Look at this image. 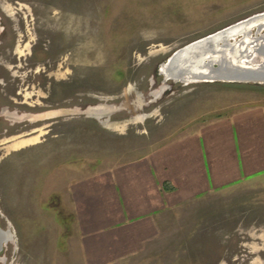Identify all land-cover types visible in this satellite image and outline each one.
Wrapping results in <instances>:
<instances>
[{
	"label": "rangeland",
	"instance_id": "374dc122",
	"mask_svg": "<svg viewBox=\"0 0 264 264\" xmlns=\"http://www.w3.org/2000/svg\"><path fill=\"white\" fill-rule=\"evenodd\" d=\"M261 12L0 0V264H264V84L158 71Z\"/></svg>",
	"mask_w": 264,
	"mask_h": 264
},
{
	"label": "water",
	"instance_id": "95a60500",
	"mask_svg": "<svg viewBox=\"0 0 264 264\" xmlns=\"http://www.w3.org/2000/svg\"><path fill=\"white\" fill-rule=\"evenodd\" d=\"M256 17V15L253 16H249L245 19H241L235 23H232L230 25H227L215 32H212L208 35H205L201 38L195 39L183 46H181L180 48H177L174 52H172V54L166 59L165 64H166V68H174L175 66L171 64V61L174 59L175 55L177 53H179L183 48L189 46V45H203L201 48H204V62L206 63V66L208 68L207 71H192L187 69L188 66H185V68H179L176 71H172L171 69L167 70L169 75H163L167 78H176L179 81H183V79L180 77L181 75H185L184 72H189L188 74H191V76H194V78H197L199 81H205V82H212V81H238V82H257V83H263L264 84V61H260L257 65L255 64H241L240 62H233L230 54H227V56H223V57H219V59L214 60L212 59V55H216L215 51L220 53L221 49H215L213 48V40H212V36L220 33L222 34V43H224L225 45H227L229 47L230 51H233V49L235 48L236 44L237 46H241L243 40H241V37L238 40H235V36L239 35L236 34L235 32H228V30L240 23H246L248 21H250L252 18ZM253 26H257L258 25H253ZM251 26V28L253 27ZM258 37V36H257ZM256 36L250 40V42H248L247 44H255V40L257 38ZM264 38V35L261 36V39ZM203 41V42H202ZM221 43V42H220ZM221 43V44H222ZM220 44V45H221ZM246 49H240V52H244ZM210 51V52H209ZM208 52V53H207ZM245 53V52H244ZM255 53V54H254ZM247 57L249 59H252L256 56H264V44H258L256 46V51L255 52H250V51H246ZM164 63V62H163ZM162 64V63H161ZM158 67V71L160 72V66ZM161 73V72H160ZM8 237V230H2L0 228V248L2 247L1 243H3L5 240H7Z\"/></svg>",
	"mask_w": 264,
	"mask_h": 264
},
{
	"label": "bare ground",
	"instance_id": "6f19581e",
	"mask_svg": "<svg viewBox=\"0 0 264 264\" xmlns=\"http://www.w3.org/2000/svg\"><path fill=\"white\" fill-rule=\"evenodd\" d=\"M256 17L252 18L250 21L246 22V23H240L237 24L233 27H231L228 32H235L236 34H241V40H243L241 46H235V48L233 49V51L229 50V47L227 45H225L224 43H222L223 41H221L222 38V34L218 33L214 36H212V40H213V48L215 49H221L220 53L215 51L216 55H212V59L217 60L219 59V57H225L227 56V54H230V57L232 59L233 62H240L241 64H255L257 65L260 61H264V56H256L252 59H249L247 57L246 51H250V52H255L256 51V46L258 44H264V38L261 39V36H263L264 34H260L257 38H256V42L255 44L251 43V44H247L248 42H250V40H252L254 37L250 36L249 34V30L251 28V26L253 25H258V31H260L263 27H264V12L255 14ZM203 42V41H202ZM222 44H221V43ZM201 44V43H199ZM189 45L185 48H183L179 53H177L174 57V59L171 61V64L174 65L175 67L172 68H166V64L165 62L161 64L160 66V72L161 74L163 73L164 75H169L168 71L169 69H171L172 71H176L179 68H185V66H188L187 69L192 70V71H207L208 68L206 66V63L204 62V48H201L203 45ZM221 44V45H220ZM245 53L244 52H240V49L245 48ZM210 52V51H209ZM208 53V52H207ZM255 54V53H254ZM185 75H181L180 77L183 79V81L185 83H189V82H197L199 81L197 78H194V76H191V74H188L189 72H184ZM162 74V75H163ZM58 112H62V111H56ZM64 112V111H63ZM46 116L49 115V112H46V114H44ZM9 236V234H8ZM7 241L5 240L3 243H6ZM1 243V245L3 244Z\"/></svg>",
	"mask_w": 264,
	"mask_h": 264
},
{
	"label": "crops",
	"instance_id": "0c3cea01",
	"mask_svg": "<svg viewBox=\"0 0 264 264\" xmlns=\"http://www.w3.org/2000/svg\"><path fill=\"white\" fill-rule=\"evenodd\" d=\"M241 165H242V164L239 163V168L237 169V171H238L239 169H240V170H243V167H242V169H241ZM235 166L238 167V162L235 163ZM242 166H243V165H242ZM238 173H240V172L238 171Z\"/></svg>",
	"mask_w": 264,
	"mask_h": 264
},
{
	"label": "flooded vegetation",
	"instance_id": "af4514ba",
	"mask_svg": "<svg viewBox=\"0 0 264 264\" xmlns=\"http://www.w3.org/2000/svg\"><path fill=\"white\" fill-rule=\"evenodd\" d=\"M17 93H19V92H17ZM12 116L15 117V114H13ZM20 117H21V116H20Z\"/></svg>",
	"mask_w": 264,
	"mask_h": 264
}]
</instances>
